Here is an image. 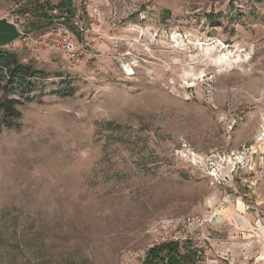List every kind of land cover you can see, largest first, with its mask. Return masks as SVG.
<instances>
[{
	"label": "rangeland",
	"instance_id": "rangeland-1",
	"mask_svg": "<svg viewBox=\"0 0 264 264\" xmlns=\"http://www.w3.org/2000/svg\"><path fill=\"white\" fill-rule=\"evenodd\" d=\"M72 2L76 62L4 47L45 75L0 125V264H141L164 218L191 264H264V0Z\"/></svg>",
	"mask_w": 264,
	"mask_h": 264
},
{
	"label": "trees",
	"instance_id": "trees-1",
	"mask_svg": "<svg viewBox=\"0 0 264 264\" xmlns=\"http://www.w3.org/2000/svg\"><path fill=\"white\" fill-rule=\"evenodd\" d=\"M27 3H37L39 0H25ZM73 0H60L56 5L51 7L49 3L43 5H36L30 7L27 11H33L32 14L38 20L29 23L33 30H44L47 26L52 25L55 21L53 15L47 14L50 9H58V19L64 21L70 20L73 16L74 6ZM22 9V8H20ZM33 26V28H32ZM45 75L43 70L33 68L30 64L21 62L18 54L11 50L0 48V125L6 127H17V120L20 118L21 113L18 110L20 104L19 98L11 95L18 87H29V78L36 75ZM19 92V91H18ZM189 245V244H188ZM196 254V250L190 246L179 245L178 243H166L149 248L141 264H191Z\"/></svg>",
	"mask_w": 264,
	"mask_h": 264
},
{
	"label": "built area",
	"instance_id": "built-area-1",
	"mask_svg": "<svg viewBox=\"0 0 264 264\" xmlns=\"http://www.w3.org/2000/svg\"><path fill=\"white\" fill-rule=\"evenodd\" d=\"M17 42L32 48L42 49L50 52L64 54L69 62H76L78 58L77 49L71 39L70 32L64 24H54L42 32L31 35L21 31ZM150 244L145 251L133 252L131 256L141 257L146 251L153 247L166 243H185L187 237L182 235V227L179 220L164 218L148 228Z\"/></svg>",
	"mask_w": 264,
	"mask_h": 264
},
{
	"label": "water",
	"instance_id": "water-1",
	"mask_svg": "<svg viewBox=\"0 0 264 264\" xmlns=\"http://www.w3.org/2000/svg\"><path fill=\"white\" fill-rule=\"evenodd\" d=\"M18 26L6 17L0 18V48L7 47L20 37Z\"/></svg>",
	"mask_w": 264,
	"mask_h": 264
}]
</instances>
